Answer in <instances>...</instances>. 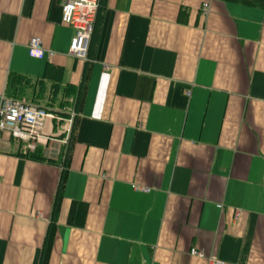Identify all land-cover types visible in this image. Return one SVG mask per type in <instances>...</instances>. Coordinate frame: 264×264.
<instances>
[{
    "label": "crops",
    "instance_id": "crops-1",
    "mask_svg": "<svg viewBox=\"0 0 264 264\" xmlns=\"http://www.w3.org/2000/svg\"><path fill=\"white\" fill-rule=\"evenodd\" d=\"M62 1L0 0V98L90 66L67 167L68 118L43 159L0 135V264H40L52 222L48 264H264V0H100L87 61Z\"/></svg>",
    "mask_w": 264,
    "mask_h": 264
},
{
    "label": "built area",
    "instance_id": "built-area-1",
    "mask_svg": "<svg viewBox=\"0 0 264 264\" xmlns=\"http://www.w3.org/2000/svg\"><path fill=\"white\" fill-rule=\"evenodd\" d=\"M99 3L100 0H63L61 3L62 23L73 29L68 54L76 60H88ZM208 12L209 0L203 3L201 14L206 16ZM27 51L28 55L34 58H42L45 53L41 40L36 37L29 40ZM61 119V117L35 104L5 95L0 98V135L6 134L30 152H33L39 144H43L49 139L44 131L46 122ZM71 124L72 118L70 117L68 118L66 139L70 134ZM135 188L146 191L142 187L135 186ZM189 254L205 260L206 264H225L224 261L214 256H206L201 250L191 249Z\"/></svg>",
    "mask_w": 264,
    "mask_h": 264
},
{
    "label": "trees",
    "instance_id": "trees-1",
    "mask_svg": "<svg viewBox=\"0 0 264 264\" xmlns=\"http://www.w3.org/2000/svg\"><path fill=\"white\" fill-rule=\"evenodd\" d=\"M61 72L62 68L48 62L45 65L42 77L39 79H30L18 74L11 75L7 82L6 96L22 101L28 100L29 103L42 107L61 118H70L72 116L73 126L63 154L65 159L64 167H67L72 147L74 123L83 109L85 94L90 77V66H88L83 73L79 85L63 83L61 79ZM28 156L36 160L43 159V157H41L36 150ZM65 174L66 172L63 171L60 181V190L63 188L65 182ZM59 198L60 196H58L57 201ZM54 233L55 224L52 222L44 243L40 264H48Z\"/></svg>",
    "mask_w": 264,
    "mask_h": 264
},
{
    "label": "rangeland",
    "instance_id": "rangeland-1",
    "mask_svg": "<svg viewBox=\"0 0 264 264\" xmlns=\"http://www.w3.org/2000/svg\"><path fill=\"white\" fill-rule=\"evenodd\" d=\"M25 101H28V100H25ZM29 102V101H28Z\"/></svg>",
    "mask_w": 264,
    "mask_h": 264
}]
</instances>
